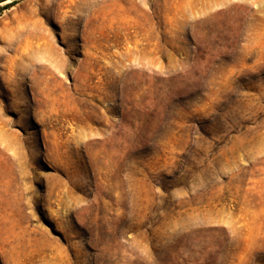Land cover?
I'll list each match as a JSON object with an SVG mask.
<instances>
[{
  "label": "rangeland",
  "instance_id": "rangeland-1",
  "mask_svg": "<svg viewBox=\"0 0 264 264\" xmlns=\"http://www.w3.org/2000/svg\"><path fill=\"white\" fill-rule=\"evenodd\" d=\"M0 264H264V0L2 11Z\"/></svg>",
  "mask_w": 264,
  "mask_h": 264
},
{
  "label": "water",
  "instance_id": "water-1",
  "mask_svg": "<svg viewBox=\"0 0 264 264\" xmlns=\"http://www.w3.org/2000/svg\"><path fill=\"white\" fill-rule=\"evenodd\" d=\"M18 0H1L0 1V8H5L6 6H9L13 3H15Z\"/></svg>",
  "mask_w": 264,
  "mask_h": 264
},
{
  "label": "trees",
  "instance_id": "trees-1",
  "mask_svg": "<svg viewBox=\"0 0 264 264\" xmlns=\"http://www.w3.org/2000/svg\"><path fill=\"white\" fill-rule=\"evenodd\" d=\"M14 5H15V3H13V4L9 5V6H6L5 8H0V13H1L2 11L6 10V9H9L10 7H12V6H14Z\"/></svg>",
  "mask_w": 264,
  "mask_h": 264
}]
</instances>
